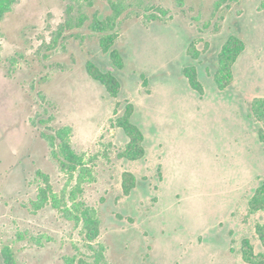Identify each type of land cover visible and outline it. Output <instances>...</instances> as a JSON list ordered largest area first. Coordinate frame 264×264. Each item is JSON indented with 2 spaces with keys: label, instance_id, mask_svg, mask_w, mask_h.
Returning <instances> with one entry per match:
<instances>
[{
  "label": "rangeland",
  "instance_id": "obj_1",
  "mask_svg": "<svg viewBox=\"0 0 264 264\" xmlns=\"http://www.w3.org/2000/svg\"><path fill=\"white\" fill-rule=\"evenodd\" d=\"M113 1L123 5L112 46L121 69L90 28L95 14L114 15L108 0H14L0 21V264L3 252L12 264H248L243 237L264 253L255 232L264 211L247 207L264 180V144L249 116L252 98L264 96V0ZM232 35L245 48L219 90L217 55ZM191 42L198 59L187 54ZM87 61L113 71L117 97L87 74ZM129 102L146 139L136 160L117 156L128 138L113 126ZM53 131L67 135L91 177L78 183L60 169ZM158 155L167 159L163 180ZM125 170L137 179L129 195ZM39 172L62 209L74 202L73 216L98 218L96 239L64 210L32 211Z\"/></svg>",
  "mask_w": 264,
  "mask_h": 264
},
{
  "label": "trees",
  "instance_id": "obj_2",
  "mask_svg": "<svg viewBox=\"0 0 264 264\" xmlns=\"http://www.w3.org/2000/svg\"><path fill=\"white\" fill-rule=\"evenodd\" d=\"M14 0H0V21L4 14L10 9ZM88 4H92L94 0H83ZM114 15L100 20L96 14L93 16L90 22V28L98 32L99 47L103 53H109L114 67L121 69L123 62L119 57L117 51L112 49L115 41V18L121 13L123 5L113 0H108ZM227 0H219L216 3L218 6L220 3H224ZM264 6V3H263ZM82 22V20H80ZM245 48L243 40L237 36H229L223 44L220 52L217 55L218 67L216 73L213 74V80L219 90L226 89L232 82V67L236 62L239 55ZM200 51L196 48L194 43H190L187 48V54L193 59H198ZM85 69L87 74L95 81L104 86L105 90L111 97H117L121 91V85L116 75L112 70H102L93 61H87L85 63ZM183 74L185 75L188 85L194 90L200 98L204 95V87L198 79L197 68L195 65H187L183 68ZM145 83V82H144ZM250 117L254 118L258 122L257 137L260 143L264 144V96L253 97L250 102ZM134 112L133 103H127L122 113L115 119L113 126H116L125 133L128 138L126 146L123 150L118 152L119 158H125L127 160L140 159L145 155L144 141L145 137L140 127L132 121V115ZM48 139L53 146V156L57 159L60 169L64 170L71 178H76L77 182H82L87 177H91L92 170L88 166L81 154H76L70 144V140L67 135H62L60 132L53 131L48 134ZM159 177L160 168L158 167ZM42 177V185L40 184L37 189L36 199L30 202V206L33 212H37L44 208L46 205H51L55 209L64 210L66 217L73 218L77 223L81 222L84 228L85 239L93 241L99 235V220L96 216L91 215L85 211L81 212L79 216L72 215V209L75 208L76 203L71 202L70 205L65 204L64 208H61L60 198L52 191L51 185L47 174L39 172ZM137 179L133 172L125 170L121 174V189L123 195H129L136 186ZM248 211L250 213L264 211V180L255 188L252 195L247 201ZM95 214V213H94ZM255 232L259 238L260 243L264 246V220L261 223H257L255 226ZM240 253L243 261L248 264H264V253L256 252L253 244L247 237L241 239ZM3 259L5 264H12L11 258L8 254L3 252ZM72 260L71 263L72 264Z\"/></svg>",
  "mask_w": 264,
  "mask_h": 264
},
{
  "label": "crops",
  "instance_id": "obj_3",
  "mask_svg": "<svg viewBox=\"0 0 264 264\" xmlns=\"http://www.w3.org/2000/svg\"><path fill=\"white\" fill-rule=\"evenodd\" d=\"M229 87V86H228ZM152 93H153V91H152ZM133 105H134V112H133V115H132V121L135 123V124H137L134 120H133V116H134V113H135V111H136V104L135 103H133ZM138 125V124H137ZM139 126V125H138ZM140 127V126H139ZM140 129H141V127H140ZM144 134V133H143ZM144 137H145V135H144ZM146 140V139H145ZM144 146H145V141H144ZM158 146H160V147H162V144H160V143H158ZM159 147V148H160ZM147 154V151H146V147H145V155ZM145 155L143 156V157H145ZM158 157V160H160L159 161V168H160V180H163V178H164V176L166 175V173H167V169H166V166H167V159H164V158H162V155L160 156V155H158L157 156ZM165 160H166V163H165Z\"/></svg>",
  "mask_w": 264,
  "mask_h": 264
}]
</instances>
